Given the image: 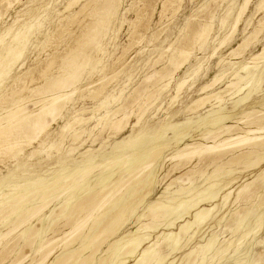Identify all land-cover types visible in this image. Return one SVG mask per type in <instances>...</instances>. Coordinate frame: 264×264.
Instances as JSON below:
<instances>
[{
    "label": "rangeland",
    "instance_id": "374dc122",
    "mask_svg": "<svg viewBox=\"0 0 264 264\" xmlns=\"http://www.w3.org/2000/svg\"><path fill=\"white\" fill-rule=\"evenodd\" d=\"M72 1L0 0V58L7 54L13 37H21L11 47L15 56L7 54L1 62L0 97L25 85L22 96L27 110L39 109L35 89L46 83L41 71L47 62L55 59L49 79L59 76L63 72L60 58L78 48L77 40L93 19L105 18L99 6L98 16H90L91 8H87L71 21L90 0L68 8ZM113 1L114 13L102 33L85 43L84 52H75L81 81L63 116L56 122L49 118L48 130L17 158L1 161L0 204L2 199L29 196L0 225L3 235L14 223L18 227L0 242V251H9L1 264H33L36 247L55 238L56 249L47 264H136L152 249L165 251L161 264H264V0H250L247 5V0H181L178 13L171 8L163 14L166 0ZM204 24L212 28L202 43L196 39ZM197 42L202 44L200 49ZM185 48L195 50L169 80L167 75L175 70L169 63L171 54ZM249 62L251 74L235 91L249 85L240 94L234 88L224 93L237 73L246 75L242 67ZM216 78L221 83L208 92L224 91V99L193 106ZM104 86L98 97H90ZM139 93L151 99L136 104ZM119 107L125 109L121 115L128 117V124L115 136L104 124L108 113ZM68 124H73L69 132L64 130ZM226 126L231 128L223 131ZM75 131L82 132L77 140ZM242 137L249 141L206 154L199 166V157L186 166L188 160L171 159L183 150L191 153L193 146ZM156 204L161 205L157 210L170 207L174 211L156 230L138 231L153 223L148 211ZM44 206L23 224L26 211ZM89 207L93 214L88 223L65 246L66 231L84 220ZM206 212L207 219L196 225V217ZM165 233L180 237L174 249L162 242ZM143 236L150 238L140 244ZM137 244V250L126 255Z\"/></svg>",
    "mask_w": 264,
    "mask_h": 264
},
{
    "label": "bare ground",
    "instance_id": "6f19581e",
    "mask_svg": "<svg viewBox=\"0 0 264 264\" xmlns=\"http://www.w3.org/2000/svg\"><path fill=\"white\" fill-rule=\"evenodd\" d=\"M82 1V0H81ZM84 1V0H83ZM82 1V2H83ZM105 1V2H104ZM113 0H90L88 1L85 5H83L82 9L72 15L69 19L71 21L75 20V18L77 17V15L79 13H81L83 10H86L87 8H91V12H90V16H98L99 12L98 9H99V6H101L102 10L105 13V18H100L98 17V20L97 18L96 19V22H95V19H93V23H91V25L86 28L85 30V34L81 35L80 39L77 40V49H74V50H70V52H68V54H66L65 56H63L61 59L62 61V71L61 74H59V76L57 77H54V78H50L49 79V72L51 70V67L54 65V60L55 59H51L50 61L47 62L46 66L43 68V70L41 71V76L42 77H47L45 79L46 83L43 84V86L41 87H38L35 89V102H36V105H40L39 109L37 111H34V112H29L27 110V107L25 106V101L27 100L24 96H22V93L23 91H25L26 87H22L21 85V88L19 90H14L16 88H14L11 92V94L7 95V96H3V97H0V109H2L3 113L0 114V164L2 163L1 161H6L7 157H11L12 159H15L17 158V156L21 155L24 150L26 148H30L40 137V135L44 134L50 124L48 123V119L51 118L52 122H56L58 121L64 114V111L66 110V107H67V104L68 102L72 99V97L76 94V92L79 90L78 88V84L80 83V74L78 73V66L76 64V60L74 59L75 58V52H84V45L87 41L89 40H93L95 37H98L99 34H101L102 32V26L110 19V16L114 13V7L111 5V2ZM139 1V0H138ZM151 2V0H149ZM222 1V0H221ZM78 2H80V0H73L72 2H70L69 4V7H72L75 3L78 4ZM103 3V5H100V3ZM114 2V1H113ZM144 2V1H142ZM213 2V1H212ZM217 3V1H215ZM250 2V0H247L246 1V5ZM140 2H138L137 4H139ZM222 3V2H221ZM162 7H163V11H162V14L165 13L168 9H171L173 8L174 9V12L178 13V11L180 10V7H181V0H166L162 3ZM79 5V4H78ZM136 5V4H135ZM145 5V4H144ZM151 5V4H150ZM157 5V4H156ZM212 5V4H211ZM76 6V5H74ZM261 6L264 7V1H262L261 3ZM260 6V7H261ZM134 7V6H133ZM146 7V5L144 6V8ZM153 7V6H152ZM151 7V8H152ZM161 7V8H162ZM208 8V7H207ZM206 8V10H207ZM136 9V8H134ZM138 9V8H137ZM172 9V10H173ZM205 9V8H204ZM210 9V8H209ZM208 9V10H209ZM152 9H149V11H151ZM158 10V9H157ZM136 11V10H133V12ZM140 11V10H139ZM148 11V12H149ZM229 11V10H228ZM152 12V11H151ZM168 12H170L168 10ZM167 12V13H168ZM208 12V11H206ZM139 13V12H138ZM203 13H204V10H203ZM201 14L200 16L204 15V14ZM209 13V12H208ZM216 13V12H214ZM213 13V14H214ZM88 14V13H87ZM104 15V14H103ZM150 15V14H149ZM165 15V14H164ZM167 15V14H166ZM206 15V13H205ZM204 15V17H205ZM87 16V15H86ZM89 16V15H88ZM145 16V15H144ZM175 16V14H174ZM142 17V16H140ZM199 17V15H198ZM207 17V15H206ZM226 17V16H225ZM244 17V16H243ZM155 18V17H154ZM160 18V17H159ZM170 18H172V16L170 15ZM196 18V17H195ZM210 18V16H209ZM227 18V17H226ZM137 19V18H136ZM205 19V18H203ZM211 19V18H210ZM139 20V19H138ZM195 20V19H194ZM225 20V19H224ZM223 20V21H224ZM192 21V20H191ZM196 21V20H195ZM194 21V22H195ZM206 21V20H205ZM213 21V20H212ZM104 22V23H102ZM134 22V21H133ZM139 22V21H137ZM136 22V23H137ZM163 22V21H161ZM190 22V21H189ZM188 22V23H189ZM192 21V23H194ZM237 22V21H236ZM123 23V22H122ZM144 23V22H143ZM142 23V24H143ZM150 23V22H149ZM148 23V24H149ZM191 23V24H192ZM90 24V23H89ZM124 24V23H123ZM128 24V22H127ZM197 24V23H196ZM189 25V24H188ZM187 25V26H188ZM203 25V24H202ZM205 25V24H204ZM208 25V24H207ZM205 25L206 27H202L203 29H201V31L198 33L197 35V39L198 41H201L202 43H204L206 41V39L209 37V34L211 33V25ZM221 25V24H220ZM219 25V26H220ZM261 25V23H260ZM133 26V25H132ZM141 26V25H140ZM148 26V25H147ZM199 26V25H198ZM197 26V27H198ZM237 26V25H236ZM262 26V25H261ZM190 27V26H189ZM187 27V28H189ZM140 28V27H139ZM192 28V27H191ZM131 29V27H130ZM134 29V28H133ZM138 29V25H137V28ZM190 29V28H189ZM194 29V28H192ZM197 30V29H196ZM140 31V30H139ZM143 31V30H142ZM145 31V30H144ZM144 31H143V34H144ZM159 31H161L159 29ZM158 31V32H159ZM81 32V31H80ZM129 32V31H127ZM133 32V30L131 31ZM137 32V31H136ZM198 31H196L197 33ZM260 32V31H259ZM135 33V32H134ZM192 33V32H191ZM190 33V34H191ZM194 33V32H193ZM193 33L191 35H193ZM255 33V32H254ZM261 33V32H260ZM17 34V33H16ZM128 34V33H127ZM137 34V33H135ZM134 34V35H135ZM182 34V33H181ZM256 34V33H255ZM132 35V33H131ZM156 35V34H155ZM186 35V34H185ZM258 35V33H257ZM130 36V35H128ZM139 37L143 36V35H138ZM158 36V35H157ZM211 36V35H210ZM252 36H255L252 34ZM23 37V35H22ZM154 37V36H153ZM184 37V36H183ZM182 37V38H183ZM188 37V36H187ZM259 37V36H257ZM77 38V37H76ZM130 38V37H129ZM134 39V37H132ZM136 38V37H135ZM157 38V37H156ZM190 37H188L189 39ZM192 38V37H191ZM195 38V37H194ZM251 38V37H250ZM249 38V39H250ZM256 38V37H255ZM1 39V38H0ZM21 39V37H20ZM19 39V36H15L13 37V40L11 42V45H10V48L8 49L7 51V54H10L12 53V45L15 44H18V40ZM132 39V40H133ZM144 39V38H143ZM142 39V41H143ZM155 39V38H154ZM186 39V38H184ZM182 39V40H184ZM230 39V38H229ZM254 39V38H253ZM138 40V39H137ZM181 40V39H180ZM191 40V39H189ZM195 40V41H196ZM247 40V39H246ZM129 41V40H127ZM249 41V40H248ZM248 41H245L244 42V47L246 44H248ZM251 41V39H250ZM249 41V42H250ZM2 42V41H1ZM130 42L131 39H130ZM144 42V41H143ZM185 42V40H184ZM188 42V40H187ZM225 42V41H224ZM255 42V40H254ZM182 43V42H181ZM252 41L249 43L251 44ZM142 44V43H141ZM198 42H197V47H198ZM181 45V44H180ZM183 45H185V43H183ZM188 45V44H186ZM185 45V46H186ZM190 45V44H189ZM188 45V46H189ZM199 45H202V44H199ZM23 46V45H22ZM50 46V45H49ZM21 47V45H20ZM52 47V46H51ZM140 47V46H139ZM179 47V45H178ZM190 47V46H189ZM240 45H239V49H240ZM243 46L241 47V51L244 50ZM17 48V47H16ZM172 48V47H171ZM187 48V47H186ZM176 49V50H173L172 52V57L171 59L169 60V63L170 65L172 66L171 68L174 67V73L170 74L169 76L167 74V78H169V80L172 79V77L174 76L175 72H179V70L183 67V65L191 58V50L190 49ZM199 49L201 47H198ZM244 48V49H242ZM44 49V48H43ZM126 49V48H125ZM171 50V49H170ZM195 50V49H193ZM192 50V52H193ZM16 51V50H14ZM144 51V50H143ZM198 51V50H197ZM200 51V50H199ZM168 52V50H167ZM170 52V51H169ZM243 52V51H242ZM16 53V52H15ZM165 53V52H163ZM264 53V51H263ZM7 54L5 53L6 57H7ZM13 54V53H12ZM237 54V53H236ZM3 55L1 58H0V65H1V62L4 61L3 60V57L5 56ZM80 55V54H79ZM170 55V56H171ZM9 56V55H8ZM13 56H15L13 54ZM12 56V57H13ZM260 56V55H259ZM19 57V56H18ZM21 57V56H20ZM54 57V56H53ZM165 57V56H164ZM261 57V56H260ZM16 58V57H15ZM55 58V57H54ZM79 58V57H78ZM86 59H88L89 61H91V59L86 56L85 57ZM263 58V57H262ZM260 58V59H262ZM256 59V58H255ZM253 59V60H255ZM257 59H258V56H257ZM87 61V60H86ZM83 62V61H82ZM189 62V61H188ZM187 62V63H188ZM8 63V62H7ZM11 63V61H10ZM91 63V62H89ZM223 63V60L220 62V64ZM253 63V62H252ZM85 64V63H84ZM127 64V63H126ZM11 65V64H10ZM169 65V66H170ZM187 65V64H186ZM5 66V64L3 65ZM13 66V65H12ZM1 67V66H0ZM7 67V66H6ZM84 67V66H83ZM167 67V66H166ZM163 68V67H162ZM165 68V67H164ZM170 68V67H169ZM252 68V67H251ZM121 69V68H120ZM119 69V70H120ZM167 69V68H166ZM118 70V71H119ZM164 70V69H163ZM250 62L245 64L243 67H242V71L246 72V75L245 76H242L240 75L241 73H237L235 75V78L229 82L228 86L226 87V91L224 93H226L228 91V89H233L234 88V91L236 88H238V86L244 82V80L250 76ZM8 71V70H7ZM81 72V70H79ZM159 71V70H158ZM173 71V70H172ZM171 71V72H172ZM5 72V71H4ZM166 72V71H165ZM243 72V73H244ZM29 73V72H28ZM2 74V73H1ZM4 74V73H3ZM7 74V72H6ZM5 74V75H6ZM155 74V73H154ZM158 74V73H157ZM160 74V72H159ZM17 75V74H16ZM100 75V74H99ZM116 75V74H114ZM158 76V75H157ZM21 77V76H19ZM152 77V76H151ZM154 77V76H153ZM163 77V76H162ZM225 77H226V74H225ZM224 77V78H225ZM1 78V77H0ZM116 78V77H115ZM148 78V77H147ZM146 78V79H147ZM161 78V76H160ZM166 78V79H167ZM223 78V80H224ZM21 79V78H20ZM109 79V78H108ZM108 79H105V80H108ZM145 79V80H146ZM154 80H158V77L153 78ZM17 80V79H16ZM43 80V78L41 79ZM116 80V79H115ZM156 80V81H157ZM221 79L220 78H216L215 82H213L214 84L211 83V85L209 86H206L203 88L202 92L203 94H205L203 97H201L200 99H198L197 101H195V104L193 106H197V107H203V105L205 106V104L210 101H221L224 99V96H223V92H218V93H210L208 92L209 89H211V87L215 86L216 83H219ZM35 81V80H34ZM150 81V80H149ZM160 82V80H158ZM157 81V82H158ZM18 82H19V79H18ZM41 82V81H40ZM39 82V83H40ZM106 82V81H105ZM146 81L143 80V83H145ZM154 82V81H152ZM150 82V83H152ZM163 82V81H162ZM17 83V82H15ZM155 83V82H154ZM171 83V82H170ZM186 82H183L180 84V86L178 87V91L181 90V88L185 85ZM221 83V82H220ZM219 83V84H220ZM13 84V83H12ZM22 84V83H21ZM24 84V83H23ZM159 84V83H157ZM166 84V83H165ZM14 85V84H13ZM108 85V84H107ZM127 85V84H126ZM155 85V84H154ZM249 85V82H247L243 88H240V90L238 92L235 91V94H240L241 92L244 91V89ZM20 86V85H19ZM18 86V87H19ZM145 86V85H144ZM166 86V85H165ZM13 87V86H12ZM216 87V86H215ZM161 88V87H160ZM104 89H105V86L101 88V90L99 92H93L92 95H90V97L92 98H96L98 97L101 93L104 92ZM11 90V89H10ZM29 90V89H28ZM213 90V89H212ZM211 90V91H212ZM155 91H159V89L157 88ZM161 92V91H160ZM231 92V91H229ZM152 93H154V91H152ZM162 93V92H161ZM231 94V93H230ZM32 95V94H31ZM154 95V94H153ZM156 95V94H155ZM202 95V93H201ZM227 95V94H225ZM103 96V95H102ZM134 96V94H133ZM158 96V95H157ZM30 97V96H29ZM34 97V95H33ZM101 97V96H100ZM174 97V96H173ZM129 98V97H128ZM132 98V97H131ZM151 99V95H148V94H145V93H139L138 95H136V104L137 103H140V101H144L145 103L148 102L149 100ZM93 100V99H92ZM128 100V99H127ZM157 100V99H156ZM132 101V100H131ZM34 103V102H33ZM127 103V102H126ZM132 103V102H131ZM207 103V104H208ZM106 104V101H104L102 103V107H104V105ZM30 105V104H29ZM32 105V104H31ZM132 106H130L129 108H131ZM135 107V106H133ZM196 107V108H197ZM120 108V107H119ZM149 108V107H148ZM194 108V107H193ZM192 108V109H193ZM195 108V109H196ZM102 109V108H101ZM127 109V108H126ZM161 109V108H160ZM191 109V108H190ZM191 109V110H192ZM199 109V108H198ZM123 110V108H120L112 113H108L107 115V119H106V124H104L103 126L105 128H110L113 132H114V135L116 136L119 132H121L122 130H124L128 124V117L124 114L121 115V112H124L121 111ZM143 110V109H142ZM190 110V111H191ZM100 111V110H99ZM133 111V110H132ZM140 111V110H139ZM194 111V110H192ZM132 115V114H131ZM138 115V114H137ZM143 116V115H142ZM141 116V117H142ZM131 117V116H130ZM129 117V118H130ZM137 117V116H136ZM139 119V118H138ZM142 119V118H141ZM101 120V119H100ZM75 121V120H74ZM130 121V120H129ZM139 122V121H138ZM97 126V125H96ZM104 127L103 130H104ZM101 128V129H102ZM231 128V126H226L224 128L223 131H226V130H229ZM73 129V124H68L64 127V130L65 131H68ZM96 130V129H95ZM260 130V129H258ZM110 131V132H112ZM254 133H258L259 131L257 130H250V132H253ZM64 132V131H62ZM66 133V132H65ZM81 134L82 132H76L75 131V134L73 136L74 140H77L81 137ZM101 134V133H100ZM102 134H103V131H102ZM120 134V133H119ZM217 133H214V135H217ZM111 135V134H110ZM113 135V136H114ZM112 136V137H113ZM219 136V135H218ZM111 138V136H109ZM108 137V138H109ZM216 137V136H215ZM234 139V138H233ZM239 140L238 141H229L227 140V142H218L216 144H213V145H204V144H200L198 146H193L194 149L192 150L191 153H187L185 152V150L181 151L180 153H178L175 157H172L171 159H178V160H188L189 162H187L186 164H184V166L186 165H190V161L194 158V157H199V161H198V165H202L206 159H204V155L206 154H211V153H217L219 151H222L224 149H227L229 147H232V146H237L239 145L240 143H244V142H247L249 141L248 140V137H242V138H238ZM73 142V141H72ZM256 146V145H255ZM186 147H189V146H186ZM184 148V149H188V148ZM55 149V148H54ZM218 154V153H217ZM216 160L218 159H212V162H215ZM10 162V161H9ZM179 163V162H178ZM182 164H179L177 166H180ZM197 166L196 168H194L193 170L190 171V174L191 173H195L197 170ZM191 167V166H190ZM187 169V168H186ZM178 170V169H177ZM175 171V170H174ZM185 171V170H184ZM182 172V171H181ZM180 173V172H179ZM178 174V173H177ZM183 189H178L177 192H180L182 191ZM35 193H38V192H35ZM34 193V194H35ZM29 194V193H28ZM33 194V193H32ZM33 194V195H34ZM231 194V193H230ZM228 194V196L230 195ZM31 196V195H30ZM228 196L226 197L225 200L228 199ZM6 197V195L4 196ZM3 197V198H4ZM27 197H29L28 195L25 196V194H22L18 197H16V200L15 199H11L9 201H6L5 199H2L3 201L1 202L0 204V225L4 224L12 215H14L16 213V210L18 208L19 205L23 204V202L26 201ZM31 198V197H30ZM43 199V198H42ZM5 200V202H4ZM50 204V202H48L46 204V207ZM91 207V206H90ZM89 207V209L87 210L86 212V217L84 218V220L80 223H78V225H76V227H72L70 229H68L65 233V236H64V239H65V246H68L70 245L71 243H66L68 241H71V239H73L75 233L84 228L86 226V224L88 223L89 219L91 218L92 216V211L90 210L91 208ZM158 207H161V205L159 204H156L152 207H150L148 213L149 215L151 216V221L153 223H151L150 225L148 224H145L143 226H141L138 231H143V230H156V228H158L160 225H161V222L163 219L169 217L172 212L174 211V209H171L170 207H163L159 210H157ZM45 208L42 207L40 208L39 210L37 209V207H32L30 208L28 211H26V213L24 214V218L23 219V224L28 221V220H31L35 217V215L37 213H40L43 209ZM37 209V210H36ZM97 209V208H96ZM33 213V211H35ZM40 211V212H39ZM5 216H4V215ZM27 215V216H25ZM209 215V212H206L204 214H199L197 217H196V225H201L206 219H207V216ZM143 217H146V215H144ZM65 219V217H64ZM67 219L64 220V222L62 224L65 225V223L67 222ZM76 223V222H75ZM80 224V225H79ZM196 228V227H195ZM18 229V227L15 225V223L10 226L7 231H6V234L3 235V233H0V242L3 241L5 238H8L14 231H16ZM52 230H54V232L58 231L59 228H57V225H55ZM103 235V234H102ZM148 238V236H143L141 241L139 242L140 244L144 241H146ZM54 240V242H52ZM53 240H45V241H42L39 245V247H36L35 251L33 252V256H34V263L33 264H47L48 260L51 258V256L54 254V251L56 249V247L54 246L56 242H58V238H55ZM162 242L164 243H167V246H172V249L175 248V246L180 242V237L177 235V236H174L173 233H165L162 237ZM158 245V244H157ZM138 244L134 246V248H132L130 251H127L126 252V255H132L135 250H137L138 248ZM17 246H13V249H15ZM7 252H9L7 250V248H4L3 251H0V264L2 263V261H4L6 259V255L8 254ZM165 259V251L164 250H158V249H152V251H145L143 256L141 257V259L136 263V264H161ZM73 260V259H72ZM23 261V260H22ZM71 261V260H70ZM70 263V262H69ZM68 264V263H67Z\"/></svg>",
    "mask_w": 264,
    "mask_h": 264
}]
</instances>
